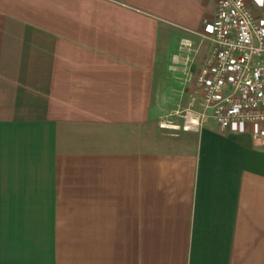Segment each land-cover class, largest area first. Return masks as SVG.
Segmentation results:
<instances>
[{
    "label": "crops",
    "instance_id": "1",
    "mask_svg": "<svg viewBox=\"0 0 264 264\" xmlns=\"http://www.w3.org/2000/svg\"><path fill=\"white\" fill-rule=\"evenodd\" d=\"M216 2L0 0V264H264L261 124L160 125Z\"/></svg>",
    "mask_w": 264,
    "mask_h": 264
},
{
    "label": "built area",
    "instance_id": "2",
    "mask_svg": "<svg viewBox=\"0 0 264 264\" xmlns=\"http://www.w3.org/2000/svg\"><path fill=\"white\" fill-rule=\"evenodd\" d=\"M216 7L211 29L198 31L201 49L208 44L188 80L194 78L202 117L222 126L257 122L264 145V20L253 17L245 0H217Z\"/></svg>",
    "mask_w": 264,
    "mask_h": 264
},
{
    "label": "rangeland",
    "instance_id": "3",
    "mask_svg": "<svg viewBox=\"0 0 264 264\" xmlns=\"http://www.w3.org/2000/svg\"><path fill=\"white\" fill-rule=\"evenodd\" d=\"M216 8L217 7H215V11ZM247 8L251 10V13L255 19L259 21L264 20V15H257L252 10L249 3H247ZM177 29L180 33L178 34L177 39V51L174 55H172L170 68L174 71L179 72L178 79L181 86V95L184 96L185 94H188L189 102L186 106L187 108H178L174 111L177 116L174 117L171 115H166L161 119V127L172 131H177V129H192L194 126H198L203 121L208 119V117H202L201 111L198 108L200 98L198 96V93H196L198 89L194 85V78H192L190 82L187 76V73H190L193 69L198 68L199 63L202 61V53H206L205 49L208 42L205 41L201 49L202 37L198 34V31H201L200 29L185 28L184 26H177ZM187 40L191 42L190 46H188L189 49L186 48V44L188 45ZM199 46L200 50L198 53H196V47ZM191 76L194 77V75Z\"/></svg>",
    "mask_w": 264,
    "mask_h": 264
}]
</instances>
